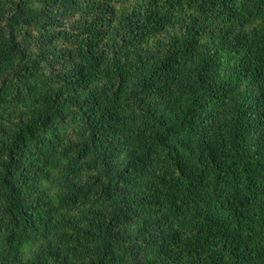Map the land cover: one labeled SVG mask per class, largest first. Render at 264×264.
<instances>
[{"label": "trees", "instance_id": "16d2710c", "mask_svg": "<svg viewBox=\"0 0 264 264\" xmlns=\"http://www.w3.org/2000/svg\"><path fill=\"white\" fill-rule=\"evenodd\" d=\"M0 264H264V0H0Z\"/></svg>", "mask_w": 264, "mask_h": 264}]
</instances>
